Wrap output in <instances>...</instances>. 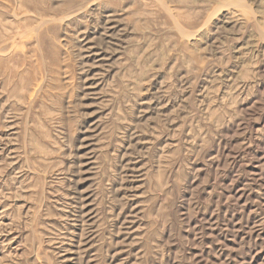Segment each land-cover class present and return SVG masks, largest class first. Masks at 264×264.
<instances>
[{
	"label": "rangeland",
	"instance_id": "374dc122",
	"mask_svg": "<svg viewBox=\"0 0 264 264\" xmlns=\"http://www.w3.org/2000/svg\"><path fill=\"white\" fill-rule=\"evenodd\" d=\"M0 264H264V0H0Z\"/></svg>",
	"mask_w": 264,
	"mask_h": 264
},
{
	"label": "bare ground",
	"instance_id": "6f19581e",
	"mask_svg": "<svg viewBox=\"0 0 264 264\" xmlns=\"http://www.w3.org/2000/svg\"><path fill=\"white\" fill-rule=\"evenodd\" d=\"M48 20V19H47ZM42 22L44 21L43 19L41 20ZM45 22V21H44Z\"/></svg>",
	"mask_w": 264,
	"mask_h": 264
}]
</instances>
